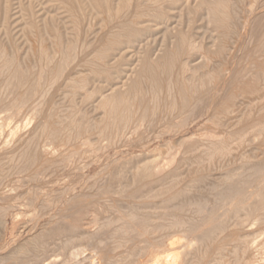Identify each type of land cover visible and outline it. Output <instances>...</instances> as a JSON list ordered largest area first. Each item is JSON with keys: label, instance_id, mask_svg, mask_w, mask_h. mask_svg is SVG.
I'll return each mask as SVG.
<instances>
[{"label": "rangeland", "instance_id": "obj_1", "mask_svg": "<svg viewBox=\"0 0 264 264\" xmlns=\"http://www.w3.org/2000/svg\"><path fill=\"white\" fill-rule=\"evenodd\" d=\"M126 2H127V4H125ZM124 4L126 5V8H125L126 11H125L124 6H123ZM129 4L132 5L131 7H129L130 10H132V11H130L129 8H127L128 6H130ZM122 7H123V9H121ZM137 7L141 11H138ZM118 9L120 10V12L122 11L121 12L122 14L119 12ZM127 9H128V11H127ZM135 9H136V11H135ZM262 11L264 12V0H0V52L1 53H2V51H4V53L7 56L9 55V59H11V60L14 57L15 59H13V62L18 63L17 65L20 64V66L23 68H25V67L27 68V67H29V65H33L34 62H36V60L39 59L38 56H40V55H38V54H40L42 52V50L44 51V54H46V57L44 56V58H42L40 56L41 60H39V62L43 61V59L46 58L45 61L48 60V62L52 63V64L50 63L51 68L53 66H56L58 64V62L62 60V55H64V60H66V61L68 60L67 61L68 63L70 62L68 64V66L70 65V67L67 66V68L69 69V72H68V69H66L64 75H62V73H60V72L57 73V74H61L62 77L60 75L58 76L59 78L61 77V80H59V78H57V77H53L51 79V81L54 78H56V79L52 82L50 81L51 84L50 83L48 84V85H51L49 87V89L50 88H53V89H50L52 92H49L50 90L48 91L46 89V93H48V92L50 93L47 96L48 101H47L46 97L44 98V100H46V107H42V108H38V107L36 108L35 107L34 108L33 106H29V104H28V106L24 107V109H23V107H22V109L16 108V109H18V111L15 108H13L10 110V112L6 111V112H3L4 114L0 113V117H1L0 123H3L2 121H4V123L7 124V127L9 126L8 129H9V131L11 130L10 133H12L14 131V134L12 133L13 135L9 133V134H4V136L2 135L3 136L2 138L0 137V139H1L0 140V188H2V189H0V191L2 192V194H0L1 195L0 196V202H1L2 198L6 197L8 199L7 200L5 198L2 200V202L5 200L4 203H2V202L0 203V210H1L0 211V218L3 217V219H4V220L1 219V221H0V227H1L0 228V240H1L0 241V257H1L0 261L3 264H16L18 259H19L18 256H20L22 254L20 247H21V245H23V243L25 241H30V239L33 238L34 235L37 236L40 234L39 237H42V236H44L43 232H45V231H46V233H51L50 230L53 228V226H57V227L59 226L57 223L64 225L68 221L69 222H72L74 220L80 221V219H79L81 217L80 214H82V217H83V218H81L80 223H82L83 226L85 225L84 228L89 230V231H87V233L93 234L99 228L98 229L99 232H97L99 234V233H102V232H100V230H101L100 229L101 225H99L100 222H98L97 219H96V221L91 220L92 221L91 222L89 219L95 220L96 216L98 214L100 215L102 213V215L100 216L101 217L100 221L102 220L100 224H102V222H103V224H104V222L106 223L107 222L106 219L108 218L107 220H110L109 219L110 216L112 217V214H109L110 211H106L108 207L111 209L112 206L115 207V205H116V207H119V209L121 211H123V210H125V207H127V209H129L128 207H130L131 205H136V204L141 205L143 203L142 206L143 205H146V206L149 205L150 206L151 205L150 203L153 202L152 204H154V205H152L151 208L157 209L156 207L161 203V201H164V200H162L164 197L165 198L166 197L167 198L168 197L169 198L174 197L179 193V192H177V190L181 191L180 188L177 189V187H176L175 188L176 192H177V194H176L175 190L173 189L174 191H172V189L169 185V187L172 191L171 192L170 190H168L169 187L167 188V186H166L168 184H164V183H170L171 184L172 182H174V181L177 182V180L181 179L182 183H184L182 185L186 186L187 183L188 182L190 183V181L193 178L195 180L198 178L201 179V177H203V176H207L206 179L204 177L205 180L202 179L204 181V183L201 186V188L206 187V188H208V189L210 188L214 191V189L219 188V187H217V185H218V183H220V181L223 183L226 182L225 185L229 184L227 176L231 175V173L233 174L232 176H234L236 174L237 175L242 174V173H244V171H249V173H250V171L253 168L258 169L260 167H262V168L258 169V171H261L263 173L262 176L264 178V167H263L264 165H262L260 167L257 165L258 162H260L264 159V156H263L264 154H261V153H263L262 150H264V146H260L262 149L256 145H255L256 147L253 145L254 148L253 147H250V149L247 148V150H245L246 152L244 151V153H243L245 158L236 156L234 152H233L234 153L233 155L229 156L230 151H228V155H227L228 157L225 159V161H227V163L225 162V164H223L224 161H222L220 163L221 166H219L222 171L218 168V169H215V172H212V171H214V169L211 168V170H210L209 166H208V168L206 167L207 163L206 162H205V164L203 163L205 161L204 158H202V160L201 159L198 160L196 163L193 162V159L195 158L197 153H199V151L204 152L207 150L206 148H208V144H210V146L213 148V149L208 148V150H207L208 152H211L216 148L222 149L225 151L232 148V147L228 146L229 149H227V146L224 144L225 143L224 141H226V139L228 138L227 135L226 136L223 135V133L226 134L224 132L225 128L226 127L229 128V126H230V129L232 128L233 130L234 129L235 130H242L241 125L243 124V122L240 121V119L242 120V118L246 114L248 115L249 111H250L249 114L250 113L252 114L254 112L253 115H255V117L260 116V115H264V102L262 104H260L259 106H257L256 101L250 99L251 101L254 102V103L252 102V104H254V105L251 106L254 109L252 110V108H250L248 110V107L250 105H252L250 103L251 101L249 102V100H247V99L245 100V98L243 97V94L241 93L240 90L235 91L236 89L241 88L240 86L242 84H244L243 83L244 78H245V80L248 79V78L246 79V77L242 76L241 74L249 77L248 75L252 73L251 77H250L251 79L253 78L252 75L254 74L253 76H254V78H257V80L252 79L251 81H255V82H251V81H249L250 79H248L247 81L251 82V84L256 83L255 85H257L259 87L262 86L264 88V68H262V67H264V65H262V64H264V60H263L264 59V45H263V43H264V29H263L264 28V23H263L264 22V13ZM124 13H126V14H124ZM133 17L135 18V20ZM260 17L263 21L260 19ZM115 19H116V21H115ZM117 19H119V20H117ZM255 20L256 21L258 20V21L256 22ZM253 21H254V23H253ZM118 23L121 26H119ZM254 24H256L257 26L259 24L260 25L263 24L262 27H260V25L258 26V27L262 28L263 30L262 29H261V31L258 30L259 28L256 27ZM251 25H253V26H251ZM108 28H109V30H108ZM252 28L253 29L255 28V30L257 28L258 33L255 30H253ZM120 29H121V31H120ZM112 30H114V31H112ZM259 33H261L263 35H261ZM106 34H107V36H106ZM251 34L255 35V37ZM251 36L253 39H251ZM181 37H183V38H181ZM33 38H35V39H33ZM182 40H183V42H181ZM253 41H255V42H253ZM184 42H187V44H185ZM111 43H114V44H111ZM183 43H184V46H183ZM34 45H36V46H34ZM186 45H187V47L190 46V50L191 49L192 50L189 51V48H187ZM75 46L77 49L75 48ZM180 46H181V48H180ZM80 47L82 49H80ZM183 47L185 48V50ZM73 48H75L74 50H76V51L79 50V51H77V54L73 50L69 52V50L73 49ZM103 49H105V51ZM107 49H108V51H107ZM98 50H100L101 53H100V51L98 52ZM81 51L82 52L84 51L83 54ZM103 51L105 53H102ZM67 52L70 54L69 55L70 58L66 55V54H68ZM72 52H74L75 54ZM177 52L179 55L177 54ZM30 53H32V54H30ZM71 53L74 55H72ZM93 53L95 56H97V54H99V56L102 58L101 59L99 56H98L99 58L97 57L98 59H97L96 64H99L98 67L102 66L101 68L100 67L98 68V71L95 70L97 67L93 66L92 64H90L88 62L90 59H92V56H94ZM101 54H103V56H101ZM65 55L67 57L66 59H65ZM80 55H82V56H80ZM71 56H72V58H71ZM73 56H75V58L77 57L78 59L73 60L74 59ZM80 57H81L82 61H81ZM89 57H91V58H89ZM177 57H179V58H177ZM55 58H57V59H55ZM49 59H50V61H49ZM100 59L103 63L101 61H100L101 63L99 62ZM78 60H79V62H78ZM175 60H177V61L175 62ZM172 61L175 63L171 64ZM75 62L76 63L78 62V63L76 64ZM83 62H86L85 64H87V62H88L89 64H87L85 66V64ZM256 62H257V64H256ZM79 63H80V65H79ZM81 63H82V66H81ZM238 63L242 66H240ZM72 65L73 66L78 65V66L71 67ZM90 65L93 66V67H91L93 69H90ZM171 65H173L175 71L174 70H168V69L173 68ZM260 66H262V67H260ZM158 67L161 70H159ZM167 67H169L167 69V72H168V74H171V75H167V73L166 74L163 73ZM175 67H176V69H175ZM180 67H182L181 70H183V71L180 70ZM53 68L58 69L59 67L57 65V67H53ZM53 68H52V70H53ZM218 68H220V69H218ZM150 69L151 70L153 69V71L154 70L157 71L158 72L157 74L160 73V75H161L160 79L162 80L161 83H163L166 87H168V85L174 86L173 83H176V85L178 87L176 85H175V87L179 88L180 90L186 89V88L182 89L183 85H181L182 86L181 87L180 84H183V83L187 84V82L189 85H191V84L195 85L196 82H197L196 84H198L199 75L201 77L203 75H206L209 72H210V74H211V72L212 73L213 72L219 73V72H217L218 70H221L220 72H222V70H223L224 73L227 72L226 73V77H227L226 80L229 82V85L230 84L231 85L228 88L229 92L226 91L221 96L224 98H226V97L230 98L229 96L233 94V96L235 97L234 99L232 98L233 110L231 109V111L235 110L234 113H236L238 111V109H239V111L236 113V115H234L237 117V118L236 117L234 118L235 121H233V120L232 121L235 122L234 124H236L237 126H239V124H240L239 122H242V124L240 125L241 128L237 129V126L234 127L235 125L231 122L227 124V121L224 119H223V121L221 120V122L218 123V124H220V126L223 125V127H220V128L218 126L216 127V125L212 124V122L208 121L207 117L204 115H201L202 117L198 116L200 119L197 117V115H196V117L193 116L194 114L191 115L192 114L191 110L185 114V119L187 118L186 120L184 118H182L183 117L182 116L181 117L182 120H181V118L177 117L174 120L171 118L172 121L167 120L168 118L166 119L167 121H165L164 120L165 117L163 118V115L160 114L162 111L161 109H160V111L157 110L159 112H156V111L153 112L154 114H158L157 115L158 117L160 116L159 118H157V116L155 117L154 114H152V113L150 114L149 111L147 112V110H145V109H147V106H146V108H143L146 112L143 111V109L141 110V112L143 113V115H142L143 117H144L145 113L150 114V116L147 115L148 118L145 115V117L147 118L145 126L146 127L151 126V127H150V130H149V128H146V127L145 128L152 132V130H154L153 127L155 125L152 126V124H150V123L152 122L154 124V122H155V124H157L158 121H160V122L162 121V120H160L162 117L164 122H167V123L170 122V124L172 125V123L175 121L174 123L176 125H178V127L175 126V127H177V129L174 128V131H177L174 133L175 136H174V134L170 135L167 133H162L161 135L159 134V137L154 138V140H153V138H151V140H150L151 142H146V139H150V137L148 138V136H145V137L140 136L141 139L140 140L138 139V141L134 140V139L138 138L137 136H136V138H134V136H131V137H129L130 139L133 137L131 140H129V138H128L129 141L127 140L126 142L125 141L120 142V141H117V139H115V138H114V140L111 138L112 139V141H111L109 136L104 132L105 135L108 136V138H109V140H108L107 136L105 137L103 132H100L102 130V128L104 127V126L101 127V124L105 125L104 123L107 121L106 119H108L107 118L108 116L106 115V113L108 111L106 109V105H105L106 102L105 101H107L108 98L109 99L110 98H112V99L117 98V100L120 101V99L123 98L122 96H125V95H126L125 98H127V96H129V98H130V96H132L131 93L133 91L136 92V91L142 90L143 92H146L147 89L149 91V89H150L149 86H151V84L148 85L150 83L149 80L151 81V78H150L151 74L150 73L153 72ZM92 70L96 74L92 73ZM66 71H67V73H66ZM169 71H171V73ZM176 71H178V72H176ZM239 71H242V72H240L238 74ZM53 72H56V71H53ZM77 72H79V73H77ZM173 72H175V73H173ZM204 72H206V74ZM177 73H178L179 77L177 75H174ZM228 73H229V75H228ZM146 74L148 77L146 76ZM193 74H194V77H193ZM55 76H56V74H55ZM63 76H65V78ZM69 76L71 77V79ZM230 76L232 79L230 78ZM145 77L148 79H145ZM168 77H170V78L172 77V78L170 79ZM195 77H198V78H195ZM165 78L167 80H165ZM180 78L183 79V81L181 80V82H179ZM62 79H63V81H62ZM172 79H173V81H172ZM67 80H69V82ZM143 80H145V82H143ZM193 80L194 81L197 80V81L194 82ZM258 80H259V83L257 82ZM247 81H245V84L247 83ZM171 82H173V83H171ZM234 82H237V83L234 84ZM52 83L54 86H52ZM146 83H147V85H146ZM215 83L218 84V82H215ZM239 83L241 85H239ZM248 83H247V85H248ZM56 84H58V86ZM237 84H238V88H236ZM245 84L242 85V87L243 86L246 87ZM251 84H249V86ZM48 85H47V87H48ZM255 85H253V86L256 87ZM215 86H216V84H215ZM138 87L140 88V90H138ZM262 87H260V88L263 89ZM132 88H134V89H132ZM145 88H146V91H145ZM135 92L133 94H135ZM129 93H130V95H129ZM226 93H227V95H226ZM236 93L239 95L236 96L237 95ZM222 97H220L221 100L218 99V102H221V101H222V103L224 102V99L222 100ZM102 101L104 104L102 103ZM25 105H27V104H25ZM59 105L60 106L62 105V106L60 107ZM235 105H236V107H235ZM255 106H257V107H255ZM28 107L29 108L33 107L34 110H32L30 108V111H29L27 109ZM44 108H47V109H44ZM39 109H40V111H42L41 113H40ZM122 109H124V108L122 107ZM44 110H47L48 113ZM121 110H118V111H121ZM256 110L260 111L259 112L260 115L257 113ZM55 111H57V112H55ZM141 112H139L140 113L139 115H141ZM137 113H135V115H138ZM28 114H29V116H28ZM52 114H54L55 116L51 117ZM243 114H244V116H242ZM73 115H75V116L73 117ZM139 115L136 116V118L140 117ZM47 116H48V119H46ZM49 117L51 119L53 117H55L56 119L53 118L52 120H54V121H52ZM70 117L74 119L72 121L74 123H76V125H77V131H75V133L77 135L75 133L73 135H70V136H73L72 138L68 135L67 136H61V139H59L60 137H58V138L53 137L52 138V136H50L52 138V139L50 138L52 140V142H51L52 145L49 144L50 139H47L49 136L46 134H42L43 129L39 130V128L40 127H42V128L48 127L46 124L47 122L50 126L55 125V126H53L55 128H58L62 124L67 125L68 123H66V122H71V119H69V121H68V118H70ZM145 117L143 119H146ZM34 118H36V119H34ZM155 118H156V120H153ZM137 119H139V118H137ZM40 120H41V123H39ZM44 120L47 122L45 123ZM49 120H51V121H49ZM140 120L143 123L145 122L142 120L141 117H140ZM251 120H253V118ZM30 122H32V123L30 124ZM182 122H184V123H182ZM147 123L150 126L149 125L147 126ZM186 124H188V125L186 126ZM213 125H215V126H213ZM12 127H13V129H15V127H18V129L16 128L17 132L15 130H13ZM81 128H82L83 132L81 131ZM222 128H224V130ZM52 129L53 128H50V131ZM53 130H56V129H53ZM148 130H146V132H148V134H149ZM37 131H39V132H37ZM220 131L223 133H221ZM228 131H231V130L228 129ZM79 132L81 133L80 135H78ZM50 133H48V134L50 135ZM35 134H36V136H35ZM41 135H42V137H43V135H45L43 137V139L41 138ZM13 136H15V137H13ZM74 137H76L77 139ZM225 137H227V138H225ZM8 138L9 139L11 138V139L8 140ZM36 138H38L40 141L41 140L42 141L40 142L38 139L36 140ZM44 138H45V140H44ZM199 138H201V139H199ZM2 139H4V140H2ZM46 139L49 141H47ZM75 139H76V141H75ZM31 140L33 142L37 141L38 146H37V144H35L37 147L35 145L33 146ZM77 140H78V142H77ZM221 140H224V141L222 142ZM59 141H60V144H59ZM72 141H74V143H76V144L72 143ZM147 141H149V140H147ZM233 141H235V140H233ZM118 142H119V144H118ZM217 142H219V143H217ZM1 143H2V145H1ZM40 143L42 144V146H40L41 145ZM62 143L65 146L67 144H69V145L65 147L64 145L63 146L61 145ZM111 143H114L113 145H115V143L118 145L113 146ZM120 143H122V145H123V143H125V145L122 146ZM170 143H171V145H169ZM183 143H184V145H183ZM28 144L30 146H28ZM179 144H181L182 146ZM215 144L218 147H215ZM227 144H229V143H227ZM230 144H231V142H230ZM45 145L46 146L48 145L47 147L51 146L50 147L51 149L49 148V150H48V148ZM201 145H202V147H201ZM185 146L188 147V149L185 148ZM230 146H233V144ZM28 147H29V149H28ZM196 147H197V149H196ZM258 147L260 149H258ZM37 148H40V149H37ZM45 148H47V149H45ZM61 148H63V149H61ZM69 149H71V150H69ZM62 150H63V152H62ZM104 151H105V153H103ZM194 151L197 153H195ZM253 151L256 154H254ZM260 151H261V153H260ZM11 152H13V153H11ZM64 152H66V153L63 156ZM206 152H204V153H206ZM25 153H26V156H25ZM61 154L63 157L60 158L59 156H61ZM68 155H70L72 157H70ZM2 156H4V157H2ZM24 156L28 159L24 158ZM27 156H29V157H27ZM30 156L33 158V160L29 159V158H31ZM95 156H97L98 158ZM126 157H128V158H126ZM37 158H38V161L41 160L40 163H38V161L35 160ZM64 158L66 160H63V162H62V159H64ZM248 158H251V160ZM258 158H260V159H258ZM24 159L26 161H23ZM67 159L70 160L69 161L70 163L68 162ZM155 159H156V161H155ZM19 160H21V161H19ZM28 160H29V162H27ZM82 160H83V162H82ZM238 160H239V162H238ZM45 162H48V163H45ZM67 162H68L69 166L68 165L64 166L65 165L64 163H67ZM148 162L150 164H148ZM32 163L33 164L35 163L36 165L34 164V166H32L33 165ZM17 164L19 166H16ZM24 164H25V166H24ZM26 164H28V165H26ZM71 164L73 165L72 166L73 169L69 171L71 173V174H69V172L66 170H68L67 168H69V169L72 168L70 166ZM222 164H223V166H222ZM143 165L147 166L146 168L149 169L148 170L150 173L149 176H151V177H150V179L147 177L148 180L146 178H144V179H142V183L138 182L137 184H135L136 182L132 181L133 179H135L134 175L138 171H140L142 168H145V166H143ZM179 165H180V167H179ZM224 165H225V167H224ZM11 166H13V167H11ZM29 166H30L29 170H31L32 167H34L35 173L32 170H31V172H33V173L29 172V170L26 168ZM39 166H41V167H39ZM42 166H48L49 168L48 167H42ZM54 166H55V168H54ZM56 166H58L59 168ZM77 166L79 168H77ZM255 166H257V167H255ZM23 167H24V172H26V170L28 171L27 173H24V175L22 174L23 173ZM62 167L64 170L62 169ZM247 167H249L251 169L249 170V168H247ZM176 168H178V169H176ZM5 169H6V171H4ZM15 169H17V170H15ZM20 169H22V170H20ZM54 169L58 172L60 171L59 173L62 175L63 179L61 180L60 183L58 182L60 185L56 182H51L52 176H55V175H53L55 172ZM150 169H151V171H150ZM174 169H176V171ZM136 170H137V172H136ZM236 170H237V173H236ZM241 170L242 171L244 170V171L241 172ZM17 171H20V172H18L19 175H18ZM21 171H22V173H21ZM50 171H51L52 175L50 173H49L50 175L47 173ZM52 171H54V172L52 173ZM258 171H257V175L259 173ZM44 172H45V174H44ZM62 172H63L64 176H63ZM185 172H186V174H185ZM187 172H188V174H187ZM192 172H194V174H193L194 176L191 175ZM261 172L259 173L260 175L262 174ZM28 173H29V175H28ZM30 173L32 175H34V174L35 175L32 176ZM173 173H175V175H173ZM255 173L256 172H254V174H253V172H252L251 174L255 175ZM21 174L23 175V177ZM179 174H180V176H179ZM182 174H184L185 177ZM36 175H38V176H36ZM45 175H47V177H49V176H51V177L47 178ZM69 175H70V177H69ZM115 175H116V177H115ZM152 175H155V177ZM210 175H211V177H210ZM260 175L257 176V179H256L257 181L254 179L255 181L253 183L249 184L250 188H247V191H250V189L252 191L253 187L256 188V186H262V187L264 186V183L259 181V178H260V180L262 178V176H260ZM8 176H10V177H8ZM28 176H31L33 178V180L31 178L32 181H30L29 180L30 177L28 178ZM39 176H41V177H39ZM42 176H44V178ZM161 176H163V177H161ZM214 177L215 178L217 177L218 179H214ZM40 178L42 179V181H40L41 180ZM111 178H115V179L112 180ZM164 178L166 179L167 182L165 181ZM207 178H210L211 180L213 179L212 182L209 179L210 181L208 183ZM254 178H256V177H254ZM35 179H37V181H34ZM43 179L47 180L48 182L44 181ZM54 179L55 178L53 177V181H54ZM224 179H226L225 182H224ZM28 180H29V182H28ZM64 180H66V181H64ZM110 180H112V181H110ZM114 180H115V182H114ZM116 180L118 183L116 182ZM160 180H161V182H160ZM194 180H192V181H194ZM214 180H216V181L214 182ZM38 181H40V182H38ZM163 181H164V183H163ZM181 181L179 183H181ZM183 181H185V182H183ZM262 181L264 182L263 179H262ZM45 182L47 184L49 183L48 186H47V184H45ZM5 183H6V185H5ZM19 183H20V185H19ZM28 183H30V184H28ZM131 183H132V185H131ZM7 184H9V185H7ZM50 184L51 185L53 184V185L50 187ZM213 184H215V185H213ZM10 185L12 186L11 188H10ZM44 185H46V186H44ZM125 185L128 189L130 187L129 190H131V191H129L125 187ZM128 185H129V187H128ZM134 185H136L137 187H134ZM180 185H178V186L182 187V189H183V186L182 185L180 186ZM249 185H248V187H249ZM7 186H9L10 189ZM189 186H192V184L190 183ZM113 187H114V189L112 190L111 188H113ZM148 187H150L151 189L149 188L150 190L147 191ZM77 188H79V189H77ZM123 188L124 189L126 188V189L124 190ZM155 188H157V190L160 192L163 189L165 190L167 188V191H170L172 194L169 193L170 195L169 194L167 195V192H165L166 195L164 194V197L162 196L161 198H158L161 195H163V193L160 196L153 193L154 195H151V197H153V196L155 197V195H157L158 197L157 196L155 197L157 199L149 197L150 200H148L149 199L148 196H150V195H148V194H150L149 191L150 192L155 191V193H156L157 190H155ZM122 189H123V191H122ZM142 189H143V191L148 192V193H146L148 196L144 195L145 192H143ZM5 191H8V192L6 193ZM111 191H113V192H111ZM138 192L139 193L141 192V194H139V196L137 194ZM134 193H136L137 195L136 194L134 195ZM125 194H127V195H125ZM142 194L144 197L148 198L147 199L148 201L146 200V198L141 196ZM75 195L77 197H75ZM108 195L112 196V198ZM128 195L129 196L133 195V197L132 196L129 197ZM9 196H11L12 198ZM34 196H36V197H34ZM78 196H80V197H78ZM84 196H86V199H85L86 202H84V200H83ZM87 196H88V199H87ZM140 196L144 199H140L138 201V199L141 198ZM252 197L255 199V195H253ZM252 197H250V199H248L245 204L252 203L253 202V201L251 202ZM46 198H48V199H46ZM77 198L78 199L82 198L80 200L83 201V203H85V204H83V207H81L82 203H80L81 201L78 200ZM98 198H100V199H98ZM107 198L110 200H108ZM124 198L128 199V200H124ZM111 199L113 202L111 201ZM224 199L225 198H223V201L221 200L222 202L220 201L221 203L218 202L219 200L217 202L214 201L212 203H209L211 206L209 204L202 205L201 207H203V208L201 209V212H202L203 217L206 218L207 215H209V214L211 215V213H213V211H214L218 215L216 213H214V214H216L217 219H216V216L214 214H213L212 220L210 219V221H212L213 224H217L218 222L225 220L224 217L227 219H230V218L232 219L233 217H231V214L230 215L228 214L229 211H226V210L229 208V205L231 207L232 204L235 203L236 199L233 200L234 202L231 201V199H229V200L227 199V203H225L226 207H224V202L226 201V199H225V201H224ZM75 200H76V202H75ZM78 201H80V202H78ZM108 201H109V203H108ZM128 201H131V203H129ZM145 201L148 202L147 203L148 205L145 204L146 203ZM65 202H67V203H65ZM132 202L133 203L136 202V203L133 204ZM64 203L66 204L65 206H64ZM120 203H121V205H120ZM218 203H219V206H216V204L218 205ZM69 204H70V207H69ZM76 204L77 205L79 204V205L77 206ZM89 204L94 205V207L92 205L88 206ZM155 205H157V206L155 207ZM61 206H63V207L60 208ZM163 206L169 207V204L163 205ZM159 207L160 206H158V208ZM4 208H6V209H4ZM101 208H103L102 210L103 211L105 210V211L104 212L100 211L99 209H101ZM60 209H63V210H60ZM110 209H108V210H110ZM219 209L222 211V214L220 213L221 211ZM224 209H226L225 214L223 212ZM79 210L80 211L82 210V213ZM85 210H87L88 212ZM96 210L98 211V213ZM207 210L208 211L211 210V211L208 213ZM59 212H61V214H59ZM74 212H75V214H74ZM84 212L87 213V215L84 214ZM89 212H91L93 215ZM106 212H107V214H106ZM62 213H64V214H62ZM76 213H78V214H76ZM70 214L73 216L70 217ZM83 214H84V216H83ZM204 214L206 215V217ZM228 215L230 218L228 217ZM58 216H62V217H58ZM66 216H68L67 217L68 219L67 220L63 219V221H61V219L66 218ZM42 217H44V218H42ZM54 217H56L58 220ZM211 217L212 216H210V218ZM17 218H20V219H17ZM76 218L79 220H77ZM30 219L33 221H31ZM52 219H54V220H52ZM240 219H242V218H240ZM240 219H237V218L234 219L233 218L232 219L233 221L230 220L231 222H228L229 220H227L228 224H230V225L228 227H226L228 225V224H226V226L221 229L222 231H221L220 235L222 238L219 236L218 237L220 239H222V241H223V238H225V237H223V236H225V233L227 236L228 234L233 232L234 228L239 227L238 224L241 222ZM214 221H216V223H214ZM63 222H64V224H63ZM69 222H68V224H69ZM94 222H97V223H94ZM92 223H94L96 225H94ZM88 224L89 225L91 224V225L89 226ZM87 225L90 229L87 227ZM248 225L249 226L251 225L252 228H250ZM248 225L241 228L242 231L241 230L238 231L239 235L241 237L239 235L238 236L240 238H245L246 240L249 238V236L251 234V236H250L251 238H249L250 240L248 239V241L250 243L249 244L247 243L248 246L246 245L245 246L246 248L244 246H242V244L237 243L234 239L230 240L231 242H229V239L225 240L223 242L225 244L224 245L222 243V241H220V239L217 238V240L216 239L211 240V244H215L216 241L217 242L219 241L218 244L221 242L220 246L224 247V248L222 247L223 248V250H221L222 253H220V255L218 257H216L214 255V253L211 252L212 253L211 254L208 251L207 243H202V244L199 243L198 244V242H196V241H194V243H193V241H190L191 242L190 245H189V243H190L189 242L185 248L183 247L181 249H186V250L188 249L189 255L193 250L198 249V250H196L199 253L198 256L200 255L202 258L206 257V260L205 259L203 260L204 264H207V262L209 264H224V262H225V264L227 262L229 264H234V262H235V264H243V263L246 264L248 261H249V263H247V264H252V263L253 264H259V263L263 264L264 261H262V263H261L260 257H262V259L264 260V256H263L264 251H262L264 248L263 247L261 248L260 244H261V246L262 245L264 246V244H262L264 241V233H263V237H262V233H261V232H264V230H262L259 225L257 226V221H255V220L250 222V224H248ZM252 225L257 226L258 228L253 227ZM231 226L232 227L234 226V227L231 228ZM50 227H52V228H50ZM229 228H231V230H229ZM47 229L49 232H47ZM91 230L93 232H91ZM4 232H5V234H4ZM41 232L43 233V235L41 234ZM250 232H252V233H250ZM255 232H257V233H255ZM258 232H260V233H258ZM75 233H76V235H75L76 237H79L82 234V232H80V231L74 232V234ZM253 233H255L257 236ZM96 234H93V235H95V236H93V238L98 237V239H99V237L103 236V234H102V236H99ZM258 234L261 237L257 238ZM177 235L178 234L176 233V236ZM252 235L255 236L256 238L253 237ZM179 236L180 237H178V236L177 237L182 239V241L179 240V241H181V242H179V243H181V244H179V246L184 244L185 242H187V240H189L188 239L189 237H186L185 235L181 234ZM181 236H185V237L182 238ZM109 237H110V235H109ZM106 238L108 239V237H106ZM106 238L102 237L100 239H104L102 242H104L106 244V242H107ZM27 239H29V240H27ZM100 239L98 241L101 243ZM110 239L111 238H109V241H111L114 238H112L111 240ZM260 240H261V242H259ZM96 241H97V238H96ZM232 241H234L235 243ZM251 241H252V243H251ZM108 242H107V244H108ZM195 242L197 245L195 244ZM228 242H229V244H228ZM257 242L260 244H258ZM16 243H17V245H16ZM48 243H51V242H49V239H48ZM76 243L70 244L69 247L71 249L68 247L67 248L68 250L64 249V251L62 248H59V249L55 248V249H53V252H52V248L50 246L49 249L50 248L51 249L48 251L49 261H45L42 264H46V263L48 264V262H50V259H51V261H55V264H60V263L62 264L64 261L67 260V258H65L67 256V253H68L67 251L70 252V250L74 251L75 249L79 248L78 247L79 244H76ZM107 244L105 246H107ZM111 244L112 243L109 242V245H111ZM237 244H239V245H237ZM200 245H202V247ZM208 245H210V240L208 241ZM232 246H234V248ZM107 247H109V246H107ZM200 247H201V249H200ZM238 247L240 248V250ZM11 249H13V250H11ZM233 249H235V250H233ZM10 250L12 253L10 252ZM18 252H19V254L20 253L21 254L19 255ZM50 252H52L54 255ZM60 252L61 253L66 252V254L63 255ZM86 252H85V254H82L83 256L81 255V256L77 257V258H79V260L75 259L72 262H70V264H73V262H74V264H86L85 263L86 262L85 259H87L86 256L90 255L91 251H86ZM16 253L18 255H16ZM246 253H247V255H246ZM14 254L16 255V257ZM233 255H235V256H233ZM52 256L54 257V259H52L53 258ZM224 256H226V257L223 258ZM242 256H243V258H245L244 256H246V258L244 259L246 262L244 260L242 262V259H243V258H241ZM189 257L190 256L187 257L188 258V264H194L195 261H192V253H191V257L190 258ZM214 257H215V259H214ZM221 257H222V259H221ZM55 258H57V259H55ZM227 259H229V260H227ZM4 260H6V261L4 262ZM56 260H57V262H56ZM189 261H190V263H189ZM39 264H41V263H39Z\"/></svg>", "mask_w": 264, "mask_h": 264}, {"label": "bare ground", "instance_id": "obj_2", "mask_svg": "<svg viewBox=\"0 0 264 264\" xmlns=\"http://www.w3.org/2000/svg\"><path fill=\"white\" fill-rule=\"evenodd\" d=\"M130 2V1H129ZM125 4H127V2L125 3ZM123 5L124 6V9L126 8V5ZM131 4V3H130ZM129 4V5H130ZM136 5V4H135ZM132 5H130V6H128L127 8H129V7H131ZM133 8V7H132ZM138 8V7H137ZM142 8V7H141ZM223 8V7H222ZM121 9H123V7L121 8ZM119 10V9H118ZM117 10V11H118ZM129 10H130V8H129ZM125 11H126V9H125ZM127 11H128V9H127ZM130 11H132V10H130ZM135 11H136V9H135ZM138 11H141V10H139V8H138ZM119 12H120V10H119ZM122 12V11H121ZM120 12V13H121ZM263 12V11H262ZM127 13V12H126ZM126 13H124V14H126ZM217 13V12H216ZM226 13V12H225ZM264 13V12H263ZM112 14V13H111ZM122 14V13H121ZM114 15V14H113ZM129 15V14H128ZM125 16V15H124ZM225 16V15H224ZM108 17V16H107ZM127 17V16H126ZM257 17V16H256ZM113 18V17H112ZM111 18V19H112ZM124 18V17H123ZM134 18V17H133ZM121 19V18H120ZM259 19V18H258ZM260 19H261V17H260ZM259 19V20H260ZM117 20H119V19H117ZM122 20V19H121ZM133 20V19H132ZM134 20H135V18H134ZM262 20V19H261ZM115 21H116V19H115ZM256 21V20H255ZM258 21V20H257ZM256 21V22H257ZM263 21V20H262ZM112 22V21H111ZM246 23V22H245ZM253 23H254V21H253ZM264 23V22H263ZM112 24V23H111ZM118 25H119V23H118ZM256 27H258L256 24H254ZM263 25V24H262ZM262 25H260V27H262ZM108 26V25H107ZM116 26V25H115ZM119 26H121V25H119ZM118 26V27H119ZM251 26H253V25H251ZM105 27V26H104ZM113 27V26H112ZM260 27H258L259 29L258 30H260L261 31V29L262 28H260ZM126 28V27H125ZM253 29V28H252ZM264 29V28H263ZM262 29V30H263ZM108 30H109V28H108ZM107 30V31H108ZM253 30H255V28L253 29ZM112 31H114V30H112ZM120 31H121V29H120ZM252 31V30H251ZM256 32H257V28H256V30H255ZM102 32V31H101ZM255 32V33H256ZM110 33V32H109ZM121 33V32H120ZM253 33V32H252ZM258 33V32H257ZM263 33V32H262ZM117 34V33H116ZM182 34V33H181ZM259 34H261V33H259ZM102 35V34H101ZM118 35V34H117ZM251 35H253V34H251ZM261 35H263V34H261ZM106 36H107V34H106ZM113 36V35H112ZM115 36V35H114ZM119 36V35H118ZM254 37H255V35H253ZM260 36V35H259ZM110 37V36H109ZM116 37V36H115ZM184 37V36H183ZM183 37H181V38H183ZM121 38V37H120ZM33 39H35V38H33ZM113 39V38H112ZM185 39V38H184ZM251 39H253L252 38V36H251ZM262 39V38H261ZM260 39V40H261ZM99 40V39H98ZM97 40V41H98ZM101 40V39H100ZM105 40V39H104ZM103 40V41H104ZM180 40V39H179ZM106 41V40H105ZM104 41V42H105ZM110 41V40H109ZM99 42V41H98ZM108 42V41H107ZM112 42V41H111ZM114 42V41H113ZM116 42V41H115ZM181 42H183V40L181 41ZM180 42V43H181ZM253 42H255V41H253ZM34 43V42H33ZM103 43V42H102ZM101 43V44H102ZM110 43V42H109ZM179 43V44H180ZM185 44H187V42H184ZM184 43H183V46H184ZM250 43V42H249ZM35 44V43H34ZM98 44V43H97ZM105 44V43H104ZM111 44H114V43H111ZM110 44V45H111ZM191 44V43H190ZM31 45V44H30ZM92 45V44H91ZM108 45V44H107ZM181 45V44H180ZM262 45V44H261ZM263 45H264V43H263ZM34 46H36V45H34ZM33 46V47H34ZM89 47V46H88ZM186 47H187V45H186ZM75 48H76V46H75ZM75 48H73V49H70L69 50V52L70 51H74V52H76V54H77V51H79V50H74ZM93 48V47H92ZM106 48V47H105ZM180 48H181V46H180ZM184 48V47H183ZM187 48H189V51H191L190 50V46L189 47H187ZM193 48V47H192ZM5 49V48H4ZM30 49V48H29ZM77 49V48H76ZM80 49H82L81 47H80ZM88 49V48H87ZM95 49V48H94ZM85 50V49H84ZM102 50V49H101ZM104 51H105V49H103ZM180 50V49H179ZM184 50H185V48H184ZM94 51V50H93ZM100 50H98V52H99ZM102 52V53H105V52ZM107 51H108V49H107ZM181 51V50H180ZM10 52V51H9ZM74 52H72V53H74ZM82 52V51H81ZM84 52V51H83ZM83 52H82V54H83ZM86 52V51H85ZM96 52V51H95ZM114 52V51H113ZM40 53V52H39ZM68 53V52H67ZM71 53V54H72ZM100 53H101V51H100ZM108 53V52H107ZM182 53V52H181ZM30 54H32V53H30ZM37 54V53H36ZM66 54V53H65ZM75 54V53H74ZM74 54H72V55H74ZM80 54V53H79ZM177 54H178V52H177ZM38 55H40L42 58H44V56L46 57V54H44V51L42 50V52L40 53V54H38ZM69 58H70V54L68 53V54H66ZM66 55H65V59L67 58L66 57ZM93 55H94V53H93ZM176 55V54H175ZM179 55V54H178ZM177 55V56H178ZM40 56H38V58L39 59H37L36 60V62H34V64L33 65H29V67H25V68H23V67H21L20 66V64L19 65H17L18 63H15V62H13V59H15L14 57L12 58V60L11 59H9V55L7 56L5 53H4V51H2V53L0 52V113L1 114H4L3 112H6V111H9L10 112V110L11 109H13V108H19V109H22V107H23V109H24V107H26V106H28V104H29V106H33L34 108L36 107H38V108H42V107H46V100H44V98L46 97V99H47V101H48V98H47V96L50 94L49 92H52L50 89H53V88H50L49 89V87L51 86V85H48L49 83H50V81H51V79L53 78V77H57V78H59L58 76L60 75L61 76V74H57V73H62V75H64V73H65V70L66 69H68L67 68V66H68V64L70 63H68L66 60H64V55H62V60L61 61H59L58 62V69L57 68H53V67H57V65L56 66H53L52 68H53V70H52V68H51V62H48V60H46L45 61V59H43V61H40L39 62V60H41L40 59ZM76 56V55H75ZM75 56H73V60H77L78 58L76 57L75 58ZM78 56V55H77ZM80 56H82V55H80ZM99 56V54H97V56H92V59H90L88 62L90 63V64H92L93 66H95V67H97L95 70H97L98 71V68L100 67H98V65L99 64H96V62H97V59L100 57H98ZM101 56H103V54H101ZM86 57V56H85ZM84 57V58H85ZM98 57V58H97ZM175 57V56H174ZM37 58V57H36ZM35 58V59H36ZM71 58H72V56H71ZM89 58H91V57H89ZM101 58V57H100ZM165 58V57H164ZM177 58H179V57H177ZM48 59V58H47ZM55 59H57V58H55ZM80 59H81V57H80ZM79 59V60H80ZM102 59V58H101ZM101 59L99 60V62L101 61ZM256 59V58H255ZM262 59V58H261ZM72 60V59H71ZM70 60V61H71ZM79 60H78V62H79ZM88 60V59H87ZM168 60V59H167ZM264 60V59H263ZM49 61H50V59H49ZM52 61V60H51ZM55 61V60H54ZM81 61H82V59H81ZM107 61V60H106ZM169 61V60H168ZM174 61V60H173ZM172 61V63L171 64H174L177 60H175V62H173ZM260 61V60H259ZM53 62V61H52ZM77 62V63H78ZM87 62V64H89ZM98 62V63H99ZM102 62V61H101ZM100 62V63H101ZM105 62V61H104ZM149 62V61H148ZM147 62V63H148ZM179 62V61H178ZM255 62V61H254ZM51 63V64H50ZM73 63V62H72ZM71 63V64H72ZM76 63V62H75ZM74 63V64H75ZM76 63V64H77ZM84 64L86 63V62H83ZM103 63V62H102ZM259 63V62H258ZM32 64V63H31ZM55 64V63H54ZM87 64H85V66L87 65ZM149 64V63H148ZM224 64V63H223ZM239 64V63H238ZM256 64H257V62H256ZM79 65H80V63H79ZM97 65V66H96ZM103 65V64H102ZM166 65V64H165ZM188 65V64H187ZM240 65V64H239ZM260 65V64H259ZM258 65V66H259ZM262 65H264V64H262ZM26 66V65H25ZM76 66H78V65H76ZM76 66H71V67H76ZM81 66H82V63H81ZM84 66V65H83ZM93 66H91L90 65V69H93V68H91V67H93ZM172 67H173V65H171ZM240 66H242V65H240ZM257 66V67H258ZM68 67H70V65L68 66ZM80 67V66H79ZM89 67V66H88ZM102 67V66H101ZM100 67V68H101ZM149 67V66H148ZM151 67V66H150ZM254 67V66H253ZM256 67V66H255ZM260 67H262V66H260ZM78 68V67H77ZM169 67H167L166 68V70L163 72V73H167V75H171V74H168V72H167V69H168ZM221 68V67H220ZM220 68H218V69H220ZM259 68V67H258ZM262 68H264V67H262ZM57 69V70H56ZM73 69V68H72ZM76 69V68H75ZM103 69V68H102ZM148 69V68H147ZM158 69L159 70H161L159 67H158ZM175 69H176V67H175ZM179 69V68H178ZM182 69V67H180V70ZM184 69V68H183ZM186 69V68H185ZM227 69V68H226ZM255 69V68H254ZM260 69V68H259ZM71 70V69H70ZM74 70V69H73ZM80 70V69H79ZM146 70V69H145ZM151 70V69H150ZM168 70H174V67L172 68V69H168ZM242 70V69H241ZM251 70V69H250ZM256 70V69H255ZM53 71H56V72H53ZM58 71V72H57ZM89 71V70H88ZM151 71H153V69L151 70ZM163 71V70H162ZM175 71V70H174ZM181 71H183V70H181ZM214 71V70H213ZM221 70H218L217 72H219V73H212L211 72V74H210V72L209 73H207L206 74V72H204L206 75H203V76H201L200 77V75H199V78L198 77H195V78H198L199 80H198V84H196L197 82V80L196 81H194V82H196L195 83V85H189L188 84V82H187V84L186 83H183V84H180V86L181 85H183V87H182V89H184V88H186V89H184V90H180L179 88H176L175 87V85H176V83H173V82H171V83H173V85L174 86H169L168 85V87H166L163 83H161V79H160V73L159 74H157L158 72L157 71H153V72H151L150 74H151V76H150V78H151V81L149 80V84L148 85H150L151 84V86H149L150 87V89H149V91H148V89H147V91H146V88H145V91L146 92H143L142 90H140V88L138 87V90H140V91H133L131 94H132V96H130V98H129V96H127V98H125L126 97V95L125 96H122L123 98H121L120 99V101L119 100H117V98L116 99H112V98H108L107 99V101H105L106 103H105V105H106V109H107V113H106V115L108 116L107 118L108 119H106L105 121V125H103V124H101V127H103L102 128V130L100 131V132H103V134H104V136L106 137L107 135L109 136V138H110V140L112 141V139L114 140V138L115 139H117V141H120V142H123V141H127L128 140V138L129 137H131V136H134V138H136V136L138 137L137 139H134L135 141H138V139L140 140L141 139V137L140 136H143V137H145V136H148V138L150 137V139H146V142H151L150 140H151V138H153V140H154V138H156V137H159V134L161 135L162 133H167V134H170V135H172V134H174L175 132H177V131H174V128H176L177 129V127H178V125H176L174 122V124L172 123V125L170 124V122L169 123H167V122H164L163 121V118H164V120L165 121H167V120H171V118L174 120V119H176L177 117H179V118H181L182 116V118H184L185 119V114L188 112V111H190L191 110V115H193V116H195L196 117V115H197V117L198 116H201V115H204V116H206L207 117V120L208 121H210V122H212V124H215L216 125V127L218 126L219 128L220 127H223V125H221L220 126V124H218L219 122H221V120L223 121V119L224 120H226L227 121V124L228 123H235V122H233V121H235V117L236 116H234V115H236V113L239 111V109H238V111L236 112V113H234L235 112V110L234 111H231V109L233 110V107H232V98L234 99L235 97L233 96V94L232 95H230L229 97L230 98H224V97H222L221 95L222 94H224L226 91L227 92H229L228 91V88L230 87V85H229V82L226 80V73H224V71L222 70V72H220ZM243 71V70H242ZM242 71H239L238 72V74L240 73V72H242ZM252 71V70H251ZM250 71V72H251ZM258 71V70H257ZM68 72H69V69H68ZM91 72V71H90ZM150 72V71H149ZM170 73H171V71H169ZM176 72H178V71H176ZM216 72V71H215ZM237 72V71H236ZM66 73H67V71H66ZM72 73V72H71ZM77 73H79V72H77ZM76 73V74H77ZM92 73H94V71L92 70ZM104 73V72H103ZM173 73H175V72H173ZM254 73V72H253ZM55 74H56V76H55ZM94 74H96V73H94ZM186 74V73H185ZM198 74V73H197ZM247 74V73H246ZM252 74V73H251ZM251 74H249L248 76L249 77H247L246 75H243V74H241L242 76H245L246 77V79L248 78V79H250L249 81H251L252 79L254 80V79H256L257 80V78H254V74L252 75V79L250 78L251 77ZM126 75V74H125ZM174 75H177L178 76V73L177 74H174ZM228 75H229V73H228ZM227 75V76H228ZM237 75V74H236ZM240 75V76H241ZM66 76V75H65ZM65 76H63L64 78H65ZM83 76V75H82ZM146 76H147V74H146ZM233 76V75H232ZM62 77V76H61ZM61 77L59 78V80H61ZM67 77V76H66ZM70 77V76H69ZM75 77V76H74ZM125 77V76H124ZM148 77V76H147ZM167 77V76H166ZM174 77V76H173ZM179 77V76H178ZM193 77H194V74H193ZM235 77V76H234ZM233 77V78H234ZM79 78V77H78ZM162 78V77H161ZM168 78H170V77H168ZM172 78V77H171ZM170 78V79H171ZM176 78V77H175ZM182 78V77H181ZM180 78V81L179 82H181V80L183 81V79H181ZM229 78V77H228ZM230 78H231V76H230ZM244 78V77H243ZM56 78H54L52 81H54ZM69 79V78H68ZM70 79H71V77H70ZM69 79V80H70ZM73 79V78H72ZM145 79H148V78H146L145 77ZM232 79V78H231ZM239 79V78H238ZM247 79V80H248ZM69 80H67L68 82H69ZM103 80V79H102ZM165 80H167L166 78H165ZM169 80V79H168ZM176 80V79H175ZM186 80V79H185ZM243 80V79H242ZM247 80H245V78H244V81H243V83L245 84V81H247ZM51 81V82H52ZM62 81H63V79H62ZM72 81V80H71ZM164 81V80H163ZM172 81H173V79H172ZM178 81V80H177ZM187 81V80H186ZM192 81V80H191ZM240 81V80H239ZM249 81H247V83L249 82ZM143 82H145V80H143ZM215 82H218V84L217 83H215ZM251 82H255V81H251ZM251 82H249L248 83V85H247V83L245 84L246 85V87L245 86H243L242 87V85H244V84H240L239 83V85H241L240 87L241 88H239V89H236V88H238V84H237V86H236V90L235 91H237V90H240L241 91V93L243 94V97L245 98V100L247 99V100H249V102L251 101V100H255L256 101V104H257V106H259L260 104H262L263 102H264V88L262 87V86H260V87H262L263 89H261L259 86H257V85H255L254 83H252L253 85H255L256 87H254L252 84H251ZM258 83H259V80L257 81ZM54 83V82H53ZM53 83H52V86H54L53 85ZM56 83V82H55ZM235 83H237V82H234V84ZM257 83V84H258ZM51 84V83H50ZM194 84V83H193ZM215 84H216V86H215ZM249 84H251L250 86H249ZM47 85H48V87H47ZM57 86H58V84H56ZM124 85V84H123ZM146 85H147V83H146ZM77 86V85H76ZM140 86V85H139ZM177 86V85H176ZM234 86V85H233ZM178 87V86H177ZM258 87V88H257ZM63 88V87H62ZM61 88V89H62ZM143 88V87H142ZM46 89L49 91H47L48 93H46ZM132 89H134V88H132ZM57 90V89H56ZM70 90V89H69ZM114 90V89H113ZM137 90V89H136ZM234 91V92H235ZM55 92V91H54ZM135 92V94H133ZM86 93V92H85ZM113 93V92H112ZM116 93V92H115ZM127 93V92H126ZM53 94V93H52ZM125 94V93H124ZM237 94V93H236ZM241 94V95H242ZM66 95V94H65ZM69 95V94H68ZM104 95V94H103ZM112 95V94H111ZM129 95H130V93H129ZM226 95H227V93H226ZM229 95V94H228ZM239 94H237L236 96H238ZM240 95V96H241ZM55 96V95H54ZM85 96V95H84ZM105 96V95H104ZM110 96V95H109ZM233 96V97H232ZM246 96V97H245ZM106 97V96H105ZM132 97V98H131ZM220 97H222V100L224 99V102L222 103V101L221 102H218V99H220ZM242 97V96H241ZM21 98V99H20ZM70 98V97H69ZM251 99V100H250ZM104 100V99H103ZM117 100V101H116ZM221 100V99H220ZM64 102V101H63ZM100 102V101H99ZM252 102L253 101H251L250 103L252 104ZM102 103H103V101H102ZM101 103V104H102ZM254 103V102H253ZM25 104H27V105H25ZM97 104V103H96ZM100 104V103H99ZM104 104V103H103ZM235 104V103H234ZM233 104V105H234ZM255 104V105H256ZM25 105V106H24ZM54 105V104H53ZM98 105V104H97ZM242 105V104H241ZM250 105V104H249ZM254 104H252V105H250L249 107H248V110L250 109V108H252L251 106H253ZM48 106V105H47ZM60 106V105H59ZM62 106V105H61ZM60 106V107H61ZM65 106V105H64ZM145 106V107H144ZM146 106H147V109H145V110H147V112L149 111V113L151 114H154L153 112H159L160 111V109L162 110L161 111V113L160 114H162L163 115V118L161 117V119L160 120H162L161 122L160 121H156L157 122V124H155V122H154V124L151 122L150 124H152V126H154L153 127V129L154 130H152V132L151 131H149L150 130V125L147 123V126L149 125L150 127H146L145 126V124H146V120H147V118H148V116L147 115H149L150 116V114L149 113H145L144 114V117H145V115L147 116V118L146 119H143L144 117L142 116L143 115V113L141 112V110L143 109V108H146ZM257 106H255V107H257ZM33 107H30L32 110H34L33 109ZM54 107V106H53ZM122 107L124 108V109H122ZM235 107H236V105H235ZM30 108L28 107L27 109L30 111ZM59 108V107H58ZM26 109V110H27ZM44 109H47V108H44ZM67 109V108H66ZM122 109V110H121ZM235 109V108H234ZM254 108H252V110H253ZM259 109V108H258ZM17 111H18V109H16ZM36 110V109H35ZM51 110V109H50ZM65 110V109H64ZM118 110H121V111H118ZM144 109H143V111H145ZM157 110H159V111H157ZM39 111H40V109H39ZM44 111H46L47 112V110H44ZM69 111V110H68ZM105 111V110H104ZM257 111V110H256ZM42 111H40V113H41ZM45 112V113H46ZM55 112H57V111H55ZM138 112V113H137ZM139 112H141V115H139L140 113ZM146 112V111H145ZM250 112V111H249ZM249 112H248V115L246 114L245 116H244V114L242 115V116H244L243 118H242V120L240 119V121H242L243 122V124H242V122H239L240 124H239V126L241 125L242 126V128H241V126L239 127V126H237L236 124H234L235 126L234 127H236L237 126V129L238 128H241L242 130H233L232 128L230 129V126H229V128L228 127H224L225 128V133L226 134H224L223 132H221V133H223V135L224 136H226L227 135V137H225V138H227L226 139V141H224V140H221L222 142L224 141L225 143V145L227 146V149H229L228 148V146L229 147H232V148H230L229 150H227V151H225V150H222V149H218V148H216V149H214L213 151H211V152H208L207 150H208V148H211V149H213L211 146H210V144H208V148H206L207 150V152L209 153H207L206 151H204V152H206V153H204V152H200L199 151V153H197V152H195V153H197V155L195 156V158L193 159V162L194 163H196L198 160H202V158H204L205 159V161L203 162L204 164H205V162L207 163V165H206V167L208 168V166H209V169L211 170V168L212 169H214V171H212V172H215V169H220V167L219 166H221V162L222 161H224V163L223 164H225V162L227 163V161H225V159L228 157L227 155H228V151H230L229 152V156L230 155H233L234 153H235V155L236 156H239V157H244L245 158V156L243 155V153H244V151L245 150H247V148L248 149H250V147H253V145L255 146H264V115H260L259 114V112L260 111H257V113L260 115V116H257V117H255V115H253V113L250 115L249 114ZM31 113V112H30ZM39 113V112H38ZM48 113V112H47ZM53 113V112H52ZM135 113H137L141 118H142V120L143 121H145L144 123L140 120V117H137V118H139V119H137L136 118V116H138V115H135ZM190 113V112H189ZM7 114V113H6ZM55 114V113H54ZM54 114H52L51 115V117L52 116H55ZM72 114V113H71ZM109 114V115H108ZM240 114V113H239ZM238 114V115H239ZM49 115V114H48ZM155 115V117L158 115V114H154ZM153 115V116H154ZM161 115V116H162ZM28 116H29V114H28ZM38 116V115H37ZM50 116V115H49ZM75 115H73V117H74ZM192 116V117H193ZM241 116V117H242ZM33 117V116H32ZM40 117V116H39ZM46 117V116H45ZM72 117V116H71ZM68 118V121H69V119H71V122H66V123H68L67 125L65 124V125H60L58 128H55V127H53V126H55V125H53V126H50L49 124H48V122L47 121H45L44 120V122L47 124V126L48 127H46V128H42V127H40L39 128V130H42L43 129V132H42V134H46V135H48L49 137L47 138V139H50L51 137L50 136H52V138L53 137H55V138H58V137H60L59 139H61V136H70V135H73L74 133H75V131H77V125H76V123H74L72 120H74L73 118ZM152 117V116H151ZM160 117V116H159ZM158 116H157V118H159ZM191 117V118H192ZM194 117V118H195ZM202 117V116H201ZM1 118V117H0ZM22 118V117H21ZM50 118V117H49ZM53 118H55V117H53ZM52 118V119H53ZM153 118V117H152ZM168 118V119H167ZM182 118H181V120H182ZM199 118V117H198ZM233 118V119H232ZM237 118V117H236ZM240 118V117H239ZM238 118V119H239ZM253 118V120H251ZM34 119H36V118H34ZM39 119V118H38ZM46 119H48V116H47V118ZM51 119V118H50ZM51 119V120H52ZM56 119V118H55ZM167 119V120H166ZM183 119V120H184ZM187 119V118H186ZM185 119V120H186ZM193 119V118H192ZM196 119V118H195ZM200 119V118H199ZM51 120H49V121H51ZM67 120V119H66ZM153 120H156V118L155 119H153ZM180 120V121H181ZM233 120V121H232ZM0 121H1V119H0ZM38 121V120H37ZM52 121H54V120H52ZM172 121V120H171ZM179 121V120H178ZM193 121V120H192ZM3 123H0V137L2 138L3 136H4V134H9L10 133V131H9V129H8V127H7V124H5L4 123V121H2ZM102 122V121H101ZM149 122V121H148ZM186 122V121H185ZM195 122V121H194ZM225 122V121H224ZM25 123V122H24ZM32 122H30V124H31ZM39 123H41V120H40V122ZM181 123V122H180ZM182 123H184V122H182ZM226 123V122H225ZM51 124V123H50ZM79 124V123H78ZM179 124V123H178ZM238 124V123H237ZM27 125V124H26ZM52 125V124H51ZM82 125V124H81ZM188 124H186V126H187ZM215 125H213V126H215ZM17 126V125H16ZM23 126V125H22ZM30 126V125H29ZM40 126V125H39ZM43 126V125H42ZM175 126H177V127H175ZM182 126V125H181ZM185 126V127H186ZM200 126V125H199ZM202 126V125H201ZM53 128V129H56V130H51L50 131V128ZM144 127V128H143ZM149 128V130L148 129H146V128ZM183 127V126H182ZM18 129V127H15V129H13V127H12V129L13 130H15L16 132H17V129ZM49 128V129H48ZM80 128V127H79ZM224 128H222L223 130H224ZM23 129V128H22ZM101 129V128H100ZM104 129V130H103ZM152 129V128H151ZM181 129V128H180ZM197 129V128H196ZM205 129V128H204ZM228 129L229 130H231V131H228ZM80 130V129H79ZM146 130H148L149 131V134H148V132H146ZM212 130V129H211ZM81 131H82V128H81ZM92 131V130H91ZM205 131V130H204ZM217 131V130H216ZM228 131V132H227ZM22 132V131H21ZM37 132H39V131H37ZM51 132V133H50ZM83 132V131H82ZM87 132V131H86ZM107 134V135H105V133ZM151 132V133H150ZM13 134H14V131L12 132ZM12 133H10V134H12ZM48 133H50V135L48 134ZM78 133V132H77ZM89 133V132H88ZM12 134V135H13ZM41 134V133H40ZM76 134V133H75ZM81 133L79 132V134L78 135H80ZM207 134V133H206ZM3 135V136H2ZM39 135V134H38ZM77 135V134H76ZM83 135V134H82ZM211 135V134H210ZM35 136H36V134H35ZM45 135H43V137H44ZM108 136H107V138H108ZM174 136H175V134H174ZM177 136V135H176ZM7 137V136H6ZM11 137V136H10ZM13 137H15V136H13ZM43 137H42V135H41V138L43 139ZM71 138L73 137V136H70ZM69 137V138H70ZM101 137V136H100ZM194 137V136H193ZM236 137V138H235ZM26 138V137H25ZM34 138V137H33ZM32 138V139H33ZM40 138V139H41ZM51 138V139H52ZM68 138V139H69ZM74 138H76V137H74ZM103 138V137H102ZM109 138H108V140H109ZM112 138V139H111ZM133 138V137H132ZM131 138V139H132ZM196 138V137H195ZM6 139V138H5ZM11 139V138H10ZM9 138H8V140H10ZM38 138H36V140H37ZM46 139V140H47ZM50 139V143L49 144H51L52 145V140ZM77 139V138H76ZM76 139H75V141H76ZM130 138H129V140H131ZM194 139V138H193ZM199 139H201V138H199ZM1 140V139H0ZM2 140H4V139H2ZM7 140V141H8ZM34 140V139H33ZM39 140V139H38ZM44 140H45V138H44ZM43 140V141H44ZM63 140V139H62ZM73 140V139H72ZM79 140V139H78ZM78 140H77V142H78ZM128 140V141H129ZM147 140H149V141H147ZM182 140V139H181ZM195 140V139H194ZM210 140V139H209ZM233 140H235V141H233ZM40 141V140H39ZM42 141V140H41ZM40 141V142H41ZM47 141H49V140H47ZM46 141V142H47ZM70 141V140H69ZM104 141V140H103ZM110 141V142H111ZM116 141V142H117ZM157 141V140H156ZM186 141V140H185ZM208 141V140H207ZM31 142H32V144H33V146L35 145V144H37V146H38V142L37 141H35V142H33L32 140H31ZM62 142V141H61ZM98 142V141H97ZM101 142V141H100ZM140 142V141H139ZM153 142V141H152ZM183 142V141H182ZM211 142V141H210ZM209 142V143H210ZM230 142H231V144H230ZM233 142V143H232ZM235 142V143H234ZM45 143V142H44ZM72 143H74V141H72ZM71 143V144H72ZM201 143V142H200ZM206 143V142H205ZM217 143H219V142H217ZM216 143V144H217ZM227 143H229V144H227ZM41 144V143H40ZM59 144H60V141H59ZM74 144H76V143H74ZM112 145L114 144V143H111ZM110 144V145H111ZM118 144H119V142H118ZM118 144H116L115 143V145H118ZM121 145H122V143H120ZM188 144V143H187ZM216 144H215V147H218V146H216ZM233 144V146H230V145H232ZM1 145H2V143H1ZM9 145V144H8ZM44 145V144H43ZM62 146L64 145L63 143L61 144ZM69 144H67L66 146H68ZM111 145V146H112ZM115 145H113V146H115ZM120 145V146H121ZM123 145H125V143H123ZM122 145V146H123ZM133 145V144H132ZM169 145H171V143L169 144ZM179 145H181V144H179ZM183 145H184V143H183ZM200 145V144H199ZM28 146H30L29 144H28ZM36 146V145H35ZM36 146V147H37ZM40 146H42V144L40 145ZM46 146V145H45ZM44 146V147H45ZM48 146V145H47ZM46 146V147H47ZM65 146V145H64ZM65 146V147H66ZM75 146V145H74ZM73 146V147H74ZM112 146V147H113ZM182 146V145H181ZM188 146V145H187ZM206 146V145H205ZM213 146V145H212ZM225 146V147H226ZM255 146V147H256ZM35 147V148H36ZM51 146H49V147H47L48 148V150H49V148H50ZM102 147V146H101ZM140 147V146H139ZM201 147H202V145H201ZM258 147V149H260ZM8 148V147H7ZM47 148H45V149H47ZM53 148V147H52ZM115 148V147H114ZM185 148H187L188 149V147H186L185 146ZM254 148V147H253ZM5 149V148H4ZM13 149V148H12ZM28 149H29V147H28ZM37 149H40V148H37ZM44 149V150H45ZM51 149V148H50ZM61 149H63V148H61ZM76 149V148H75ZM89 149V148H88ZM91 149V148H90ZM158 149V148H157ZM172 149V148H171ZM186 149V150H187ZM196 149H197V147H196ZM252 149V148H251ZM256 149V148H255ZM254 149V150H255ZM262 149V148H261ZM43 150V151H44ZM69 150H71V149H69ZM133 150V149H132ZM165 150V149H164ZM190 150V149H189ZM19 151V150H18ZM25 151V150H24ZM37 151V150H36ZM80 151V150H79ZM156 151V150H155ZM188 151V150H187ZM191 151V150H190ZM197 151V150H196ZM203 151V150H202ZM263 151V153H261V151H260V153L261 154H264V150H262ZM26 152V151H25ZM48 152V151H47ZM46 152V153H47ZM61 152V151H60ZM62 152H63V150H62ZM78 152V151H77ZM86 152V151H85ZM234 152V153H233ZM246 152V151H245ZM250 152V151H249ZM11 153H13V152H11ZM21 153V152H20ZM19 153V154H20ZM24 153V152H23ZM59 153V152H58ZM65 153L66 152H64L63 153V156L65 155ZM97 153V152H96ZM103 153H105V151L103 152ZM169 153V152H168ZM231 153V154H230ZM252 153V152H251ZM253 153H254V151H253ZM30 154V153H29ZM60 154V153H59ZM71 154V153H70ZM254 154H256V153H254ZM32 155V154H31ZM36 155V154H35ZM44 155V154H43ZM51 155V154H50ZM85 155V154H84ZM93 155V154H92ZM99 155V154H98ZM189 155V154H188ZM195 155V154H194ZM25 156H26V153H25ZM24 156V158H26ZM38 156V155H37ZM62 156V154H61V156H59L60 158L61 157H63ZM68 156H70V155H68ZM91 156V155H90ZM250 156V155H249ZM264 156V155H263ZM2 157H4V156H2ZM8 157V156H7ZM15 157V156H14ZM13 157V158H14ZM27 157H29V156H27ZM31 157V156H30ZM70 157H72V156H70ZM95 157H97V156H95ZM191 157V156H190ZM235 157V156H234ZM258 157V156H257ZM256 157V158H257ZM21 158V157H20ZM50 158V157H49ZM66 158V157H65ZM62 159V162H63V160H66V159ZM84 158V157H83ZM98 158V157H97ZM126 158H128V157H126ZM26 159H28V158H26ZM29 159H32L33 160V158L31 157V158H29ZM41 159V158H40ZM45 159V158H44ZM55 159V158H54ZM59 159V158H58ZM70 159V158H69ZM69 159H67L68 160V162L71 160H69ZM90 159V158H89ZM230 159V158H229ZM232 159V158H231ZM238 159V158H237ZM242 159V158H241ZM248 159H250L251 160V158H248ZM247 159V160H248ZM258 159H260V158H258ZM257 159V160H258ZM18 160V159H17ZM36 161H38V158L37 159H35ZM34 160V161H35ZM87 160V159H86ZM234 160V159H233ZM240 160V159H239ZM239 160H238V162H239ZM243 160V159H242ZM245 160V159H244ZM246 160V161H247ZM255 160V159H254ZM19 161H21V160H19ZM23 161H26L25 159L23 160ZM22 161V162H23ZM40 161L41 160H39L38 161V163H40ZM44 161V160H43ZM60 161V160H59ZM89 161V160H88ZM149 161V160H148ZM155 161H156V159H155ZM159 161V160H158ZM189 161V160H188ZM187 161V162H188ZM230 161V160H229ZM253 161V160H252ZM4 162V161H3ZM6 162V161H5ZM9 162V161H8ZM27 162H29V160L27 161ZM68 162L67 163H64L65 165L64 166H67L68 165ZM72 162V161H71ZM82 162H83V160H82ZM145 162V161H144ZM151 162V161H150ZM192 162V161H191ZM13 163V162H12ZM21 163V162H20ZM19 163V164H20ZM44 163V162H43ZM45 163H48V162H45ZM70 163V162H69ZM73 163V162H72ZM11 164V163H10ZM9 164V165H10ZM16 164V163H15ZM22 164V163H21ZM33 164V163H32ZM31 164V165H32ZM35 164V163H34ZM34 164L32 165V166H34ZM42 164V163H41ZM57 164V163H56ZM82 164V163H81ZM144 164V163H143ZM148 164H150L149 162H148ZM223 164H222V166H223ZM26 165H28V164H26ZM36 165V164H35ZM43 165V164H42ZM76 165V164H75ZM243 165V164H242ZM259 167L260 166H262V165H264V159L262 160V161H260V162H258V164H257ZM6 166V165H5ZM16 166H19L18 164L16 165ZM24 166H25V164H24ZM31 166V167H32ZM69 166V165H68ZM71 167L73 166L72 164L70 165ZM132 166V165H131ZM143 166H145V165H143ZM227 166V165H226ZM11 167H13V166H11ZM21 167V166H20ZM39 167H41V166H39ZM42 167H48V166H42ZM56 167H58V166H56ZM141 167V166H140ZM147 166H145V168H142L140 171H138L137 172V170H136V174L134 175V178L135 179H133L132 181H135L136 183L135 184H137L138 182H140V183H142V179H144V178H146L147 180H148V178L150 179V177L151 176H149L150 175V173H149V169H147L146 168ZM179 167H180V165H179ZM197 167V166H196ZM224 167H225V165H224ZM239 167V166H238ZM252 167V166H251ZM255 167H257V166H255ZM264 167V166H263ZM18 168V167H17ZM28 170L30 169V166L29 167H26ZM49 168V167H48ZM51 168V167H50ZM54 168H55V166H54ZM59 168V167H58ZM65 168V167H64ZM75 168V167H74ZM77 168H79L78 166H77ZM110 168V167H109ZM116 168V167H115ZM150 168V167H149ZM195 168V167H194ZM247 168H249V167H247ZM260 168H262V167H260ZM260 168H258V169H260ZM4 169V168H3ZM43 169V168H42ZM62 169H63V167H62ZM68 170H66V171H70V170H72L73 169V167L72 168H67ZM153 169V168H152ZM155 169V168H154ZM176 169H178V168H176ZM176 169H174L175 171H176ZM208 169V170H209ZM241 169V168H240ZM239 169V170H240ZM244 169V168H243ZM251 168H249V170H250ZM255 169V170H254ZM258 169L257 168H253L251 171H250V173H249V171H244V173H242V174H239V175H234V176H232L233 174L231 173V175H228L227 177H228V183L229 184H226L225 185V180L226 179H224V182L225 183H223V182H221L220 181V183H218V185H217V187H219L218 189H214V191L212 190V189H208V188H206V187H204V188H201V186L203 185V183H204V181L202 180V179H204V177H205V179H206V177L207 176H203V177H201V179L200 178H198V179H195L194 180V178L192 179V180H194V181H190V183L192 184V186H189L190 185V183L188 182L187 183V185L186 186H183L182 184H184V183H182V181H181V179L180 180H177V182H172L171 184L170 183H164V181H163V183L164 184H168V185H166L167 186V188L169 187V185H170V187H171V189H172V191H174L175 190V192H176V187H177V189H179L180 188V190L181 191H178L177 190V192H179L178 194H177V192H176V196H174V197H171V198H165L164 197V194L166 195V193L165 192H167V195L169 194V193H171L172 191H171V189H170V187H169V189L168 190H170V191H167V188L163 191H158L157 190V188H155V190H157L156 191V193H155V191H149V193L150 194H148V195H150V196H148L146 193H148V192H145V191H143V189H142V191L143 192H145L144 193V195L146 196H148V198L149 197H151V195H154V194H157L158 196H160L162 193H163V195H161L160 197H158L157 195H155V197L157 196L158 198H161L162 196L164 197L162 200H164V201H161V203L158 205V206H160L159 208H158V206L157 205H155V207L157 208V209H152L151 207H152V205H154V204H152V203H150L151 205L149 206L147 203V201L148 200H150V198L148 199V198H146V197H144L143 196V194L141 195L142 197H144V198H146V200L147 201H145L146 203L145 204H147L148 206H146V205H143L142 206V204L141 205H129L130 207H128L129 209H127V207H125V210H123V211H121L120 209H119V207H116V205H115V207H111V209L108 207L107 208V210L106 211H110V213L109 214H112V217L110 216V220H107L106 218V223L104 222V224H103V222H102V224H100L101 223V221H100V216L102 215V213L99 215H97L96 216V218H95V220L94 219H89L90 221L91 220H93V221H96V219L98 220V222H100L99 223V225H101L100 227V232H102V233H97V232H99L98 231V229L96 230V232L95 233H93V234H96V235H99V236H102V234H103V236L102 237H108V239L106 240L107 242L109 241V238H114V239H110L111 241H109V242H111L112 244L111 245H109V242H108V244H107V242H106V244H107V246H109V247H107V246H105L106 244L104 243V242H102L104 239H100V238H102V237H99V239L101 240V243L98 241L99 239H98V237H96L97 238V241H96V238H93V236H95V235H93V234H91V233H87V231H89V230H87L86 228H84V226H83V224L82 223H80V221H81V218H83L82 217V214H80L81 215V217L79 218L80 219V221H76V220H74V221H72L71 219V221L72 222H69V224H68V222L67 223H65L64 224V222H63V224L64 225H61L60 223H57L59 226L57 227V226H53V228L52 227H50V228H52L51 230H50V232L51 233H46V231L45 232H43L44 233V236H42V237H39V235H37V236H35L34 235V237L33 238H31L30 239V241H23L24 243H23V245H21V255L19 254V252H18V254L20 255V256H18L19 257V259H18V261H17V263L16 264H39V263H43V262H45V261H49V254H48V251L52 248V252H53V249H55V248H57V249H59V248H62L63 249V251H64V249H67L69 246H70V244H75L76 242V244H79L78 245V247L79 248H77V249H73L74 251H72V250H70V252L69 251H67L68 253H67V256L65 257V258H67V260L66 261H64L62 264H70V262H72L73 260H75V259H78L79 260V258H77V257H79V256H81L82 254H85V252L86 251H91V253H90V255H88V256H86L87 257V259H85V263L86 264H188V256H190L191 257V253H192V261H195L194 262V264H204L203 263V260L205 259L206 260V257L205 258H202L200 255V257L198 256V252L196 251V250H198V249H196V250H193L191 253H190V255H189V253H188V249L186 250V249H181V248H185L186 246H187V244L190 242V241H193V243H194V241H196V242H198V244L199 243H207V248H208V251L211 253H214V255L216 256V257H218L219 255H220V253H222V251L221 250H223V248L220 246V244H221V242L218 244V242L216 241L217 240V238H219V237H221V229L223 228V227H225L226 226V224H228V222H231L230 220H232L233 218L235 219V218H237V219H240V218H242V219H240L241 220V222L238 224L239 225V227L237 228L236 226V228H234V230H233V232H231L230 234H228L227 236H226V233H225V236H223V237H225V238H223V241H222V239H220V241H222V243L225 241V240H228L229 239V242H231L230 240H232V239H234L237 243H239V244H242V246H248V244L250 243L249 241H248V239L249 238H251L250 236H251V234H250V236H249V238L246 240L245 238H240L241 236L239 235V232L238 231H242V229L241 228H243V227H245V226H247L248 224H250V222H252L253 220H255V221H257V226L259 225L260 227H261V229L262 230H264V186L262 187V186H256V188H254L253 187V190L251 191V189H250V191H247V188H250V183H253L256 179H257V176L258 175H260L259 173L261 172V171H258ZM15 170H17V169H15ZM20 170H22V169H20ZM32 171H34V167H32V169H31ZM31 170H29V172H31ZM49 170V169H48ZM52 170V169H51ZM55 170V169H54ZM64 170V169H63ZM134 170V169H133ZM196 170V169H195ZM198 170V169H197ZM201 170V169H200ZM209 170V171H210ZM221 170V169H220ZM219 170V171H220ZM254 170V171H253ZM259 172L258 173V175H257V171ZM262 170V169H261ZM4 171H6V169L4 170ZM3 171V172H4ZM37 171V170H36ZM111 171V170H110ZM114 171V170H113ZM150 171H151V169H150ZM193 171V170H192ZM222 171V170H221ZM233 171V170H232ZM242 170H241V172H243ZM263 171V170H262ZM18 172H20V171H17V173ZM28 171L26 170V172H24V167H23V173H22V171H21V173L24 175V173H27ZM54 171H52V173H53ZM56 172V173H55ZM55 172H54V174L53 175H55V176H52V178H51V182H56V183H60L61 182V180L63 179L62 178V175L58 172V171H56L55 170ZM67 172V173H68ZM154 172V171H153ZM152 172V173H153ZM190 172V171H189ZM195 172V171H194ZM194 172H192V174L191 175H193L194 174ZM229 172V171H228ZM235 172V171H234ZM233 172V173H234ZM253 172V174H254V172H256L255 173V175H253V174H251ZM31 173H33V172H31ZM30 173V174H31ZM34 173H35V171H34ZM38 173V172H37ZM48 174L50 173L51 174V171L50 172H47ZM105 173V172H104ZM181 173V172H180ZM184 173V172H183ZM236 173H237V170H236ZM262 173V172H261ZM21 174V175H22ZM44 174H45V172H44ZM49 174V175H50ZM62 174H63V172H62ZM69 174H71L70 172H69ZM108 174V173H107ZM112 174V173H111ZM154 174V173H153ZM185 174H186V172H185ZM187 174H188V172H187ZM207 174V173H206ZM205 174V175H206ZM209 174V173H208ZM228 174V173H227ZM226 174V175H227ZM6 175V174H5ZM18 175H19V173H18ZM23 175H22V177H23ZM28 175H29V173H28ZM32 175V174H31ZM35 175V174H34ZM34 175H32V176H34ZM43 175V174H42ZM48 175V176H49ZM52 175V174H51ZM68 175V174H67ZM84 175V174H83ZM173 175H175V173H173ZM183 176H184V174H182ZM197 175V174H196ZM201 175V174H200ZM215 175V174H214ZM225 175V176H226ZM263 175V173L260 175V176H262ZM36 176H38V175H36ZM35 176V177H36ZM46 177H47V175H45ZM63 176H64V174H63ZM72 176V175H71ZM152 176H154L155 177V175H152ZM179 176H180V174H179ZM194 176V175H193ZM216 176V175H215ZM259 176V177H260ZM8 177H10V176H8ZM16 177V176H15ZM30 177V181H32L33 180V178L31 177V176H28V178ZM39 177H41V176H39ZM43 178H44V176H42ZM51 176H49V177H47V178H50ZM53 177L55 178L54 179V181H53ZM67 177V176H66ZM69 177H70V175H69ZM115 177H116V175H115ZM148 177V178H147ZM161 177H163V176H161ZM170 177V176H169ZM185 177V176H184ZM198 177V176H197ZM209 177V176H208ZM210 177H211V175H210ZM234 177V178H233ZM254 177H256V178H254ZM19 178V177H18ZM25 178V177H24ZM31 178H32V180H31ZM37 178V177H36ZM46 178V179H47ZM107 178V177H106ZM131 178V177H130ZM166 178V177H165ZM164 178V179H165ZM9 179V178H8ZM27 179V178H26ZM25 179V180H26ZM39 179V178H38ZM41 179V178H40ZM68 179V178H67ZM105 179V178H104ZM112 180L113 179H115V178H111ZM183 179V178H182ZM204 179V180H205ZM210 178H207V180H208V183H209V181L211 180H209ZM214 179H218L217 177L215 178L214 177ZM255 179V180H254ZM262 179L264 180V178H263V176H262V178H261V180H260V178H259V181H261L262 183H264L263 181H262ZM24 180V181H25ZM29 180H28V182H29ZM44 180V179H43ZM112 180H110V181H112ZM184 180V179H183ZM213 180V179H212ZM212 180H211V182H212ZM223 180V179H222ZM15 181V180H14ZM34 181H37V179H35ZM40 181H42V179L40 180ZM40 181H38V182H40ZM44 181H47V180H44ZM64 181H66V180H64ZM106 181V180H105ZM109 181V180H108ZM151 181V180H150ZM165 181H166V179H165ZM181 181V183H179ZM216 180H214V182H215ZM219 181V180H218ZM257 181V180H256ZM258 181V182H259ZM11 182V181H10ZM48 182V181H47ZM50 182V183H51ZM114 182H115V180H114ZM116 182H117V180H116ZM127 182V181H126ZM160 182H161V180H160ZM159 182V183H160ZM167 182V181H166ZM169 182V181H168ZM183 182H185V181H183ZM213 182V183H214ZM12 183V182H11ZM10 183V184H11ZM32 183V182H31ZM58 183V184H59ZM65 183V182H64ZM80 183V182H79ZM109 183V182H108ZM111 183V182H110ZM118 183V182H117ZM130 183V182H129ZM179 183V184H178ZM217 183V182H216ZM4 184V183H3ZM13 184V183H12ZM11 184V185H12ZM27 184V183H26ZM28 184H30V183H28ZM41 184V183H40ZM45 184H47L46 182H45ZM49 184V183H48ZM48 184H47V186H48ZM66 184V183H65ZM68 184V183H67ZM120 184V183H119ZM182 185L183 186V189H182V187H179L178 185ZM5 185H6V183H5ZM7 185H9V184H7ZM10 185V188L12 187ZM19 185H20V183H19ZM53 185V184H52ZM51 184H50V187L52 186ZM60 185V184H59ZM58 185V186H59ZM70 185V184H69ZM74 185V184H73ZM98 185V184H97ZM130 185V184H129ZM129 185H128V187H129ZM131 185H132V183H131ZM180 185V186H181ZM211 185V184H210ZM213 185H215V184H213ZM212 185V186H213ZM248 185H249V187H248ZM255 185V184H254ZM257 185V184H256ZM260 185V184H259ZM29 186V185H28ZM44 186H46V185H44ZM56 186V185H55ZM57 186V187H58ZM86 186V185H85ZM149 186V185H148ZM165 186V187H166ZM8 188H9V186H7ZM91 187V186H90ZM112 187V186H111ZM124 187V186H123ZM125 187H126V185H125ZM134 187H137L136 185H134ZM141 187V186H140ZM164 187V188H165ZM216 187V186H215ZM262 187V188H261ZM6 188V187H5ZM4 188V189H5ZM9 188V189H10ZM40 188V187H39ZM127 188V187H126ZM125 188V189H126ZM133 188V187H132ZM139 188V187H138ZM150 187H148L147 188V191L148 190H150L149 189ZM0 189H2V188H0ZM7 189V188H6ZM34 189V188H33ZM42 189V188H41ZM77 189H79V188H77ZM95 189V188H94ZM112 190L114 189V187L113 188H111ZM124 189V188H123ZM123 189H122V191H123ZM124 189V190H125ZM128 189V188H127ZM129 189H130V187H129ZM128 189V190H129ZM174 189V190H173ZM40 190V189H39ZM50 190V189H49ZM70 190V189H69ZM133 190V189H132ZM146 190V189H145ZM216 190V191H215ZM43 191V190H42ZM47 191V190H46ZM87 191V190H86ZM90 191V190H89ZM93 191V190H92ZM98 191V190H97ZM121 191V192H122ZM129 191H131V190H129ZM141 191V192H142ZM213 191V192H212ZM1 192V191H0ZM4 192V191H3ZM6 193L8 192V191H5ZM26 192V191H25ZM111 192H113V191H111ZM136 192V191H135ZM141 192L139 193H137L138 194V196H139V194H141ZM159 192V193H158ZM46 193V192H45ZM64 193V192H63ZM71 193V192H70ZM154 193V194H153ZM174 193V192H173ZM0 194H2V192L0 193ZM5 194V193H4ZM121 194V193H120ZM136 193H134V195H135ZM136 194V195H137ZM172 194V193H171ZM28 195V194H27ZM46 195V194H45ZM62 195V194H61ZM125 195H127V194H125ZM170 195V194H169ZM253 195H255V199L252 197ZM1 196V195H0ZM3 196V195H2ZM39 196V195H38ZM47 196V195H46ZM108 196H110V195H108ZM129 196V195H128ZM130 196H132L133 197V195H130ZM129 196V197H130ZM140 196V197H141ZM172 196V195H171ZM4 197V196H3ZM9 197H11V196H9ZM8 197V198H9ZM34 197H36V196H34ZM71 197V196H70ZM73 197V196H72ZM75 197H77L76 195H75ZM78 197H80V196H78ZM91 197V196H90ZM111 198H112V196H110ZM119 197V196H118ZM137 197V196H136ZM139 198L138 199V201L140 200V199H144V198ZM154 196L153 197H151V198H155ZM250 197H252V200H251V202L252 203H250V204H245L246 202H247V200L248 199H250ZM6 198V197H5ZM5 198H2L1 199V202H2V200L3 199H5ZM12 198V197H11ZM69 198V197H68ZM84 199V202H86L85 201V199H86V196H84L83 197ZM92 198V197H91ZM223 198H225L226 199V201H225V199H224V207H226L225 206V203H227V199L229 200V199H231V201H233V200H235L236 199V201H235V203L234 204H232V206L230 207V203L228 204L229 205V208L226 210V209H224L223 210V212H224V214H225V210L226 211H229L228 212V214L230 215L231 214V217H233L232 219L229 217V215H228V217L230 218V219H227V218H225L224 217V219L225 220H223V221H221V222H218L217 224H213V222L212 221H210V219L212 220V218H213V214L214 213H216V212H214L213 211V213H211V215L209 214V215H207V217H206V215H205V217L206 218H204L203 217V215H202V212H201V209L203 208V207H201L202 205H204V204H209V203H212V202H217L218 200V202L219 203H221L222 201H223ZM7 199V198H6ZM37 199V198H36ZM46 199H48V198H46ZM63 199V198H62ZM78 199V198H77ZM76 199V200H77ZM80 199H82V198H80ZM80 199H78V200H80ZM87 199H88V196H87ZM94 199V198H93ZM98 199H100V198H98ZM106 199V198H105ZM108 199V198H107ZM119 199V198H118ZM117 199V200H118ZM155 199H157V198H155ZM217 199V200H216ZM254 199V200H253ZM8 200V199H7ZM6 200V201H7ZM17 200V199H16ZM76 200H75V202H76ZM91 200V199H90ZM96 200V199H95ZM104 200V199H103ZM108 200H110V199H108ZM121 200V199H120ZM124 200H128V199H125L124 198ZM136 200V199H135ZM153 200V199H152ZM151 200V201H152ZM222 200V201H221ZM5 201V200H4ZM4 201L2 202V203H4ZM48 201V200H47ZM46 201V202H47ZM71 201V200H70ZM74 201V200H73ZM81 201V200H80ZM80 201H78V202H80ZM89 201V200H88ZM87 201V202H88ZM107 201V200H106ZM111 201H112V199H111ZM122 201V200H121ZM137 201V200H136ZM221 201V202H220ZM0 202V203H1ZM36 202V201H35ZM69 202V201H68ZM98 202V201H97ZM104 202V201H103ZM113 202V201H112ZM129 203H131V201H128ZM144 202V201H143ZM234 202V201H233ZM17 203V202H16ZM65 203H67V202H65ZM64 203V206L66 205ZM70 203V202H69ZM80 203H82V206L81 207H83V204H85V203H83V201H81ZM79 203V204H80ZM108 203H109V201H108ZM124 203V202H123ZM133 203V202H132ZM134 203H136V202H134ZM133 203V204H134ZM219 203H218V205L216 204V206H219ZM11 204V203H10ZM78 204V205H79ZM88 204V203H87ZM93 204V203H92ZM92 204H89L88 206H90V205H92ZM106 204V203H105ZM127 204V203H126ZM169 204V207L168 206H163V205H168ZM13 205V204H12ZM48 205V204H47ZM68 205V204H67ZM72 205V204H71ZM77 205V204H76ZM77 205V206H78ZM99 205V204H98ZM104 205V204H103ZM107 205V204H106ZM120 205H121V203H120ZM119 205V206H120ZM123 205V204H122ZM162 205V206H161ZM210 205V204H209ZM223 205V204H222ZM227 205V204H226ZM93 207H94V205H92ZM100 206V205H99ZM105 206V205H104ZM211 206V205H210ZM6 207V206H5ZM63 206H61L60 208H62ZM69 207H70V204H69ZM121 207V206H120ZM124 207V206H123ZM122 207V208H123ZM154 207V206H153ZM12 208V207H11ZM26 208V207H25ZM68 208V207H67ZM73 208V207H72ZM121 208V209H122ZM217 208V207H216ZM2 209V208H1ZM4 209H6V208H4ZM41 209V208H40ZM70 209V208H69ZM68 209V210H69ZM82 209V208H81ZM87 209V208H86ZM89 209V208H88ZM93 209V208H92ZM95 209V208H94ZM103 208H101V209H99L100 211H102V212H104L103 210H102ZM106 209V208H105ZM108 209H110V210H108ZM127 209V210H126ZM221 209V208H220ZM219 209V210H220ZM53 210V209H52ZM60 210H63V209H60ZM72 210V209H71ZM83 210V209H82ZM82 210L80 211L81 213H82ZM98 210V209H97ZM96 210V211H97ZM222 210V209H221ZM220 210V211H221ZM1 211V210H0ZM4 211V210H3ZM41 211V210H40ZM75 211V210H74ZM84 211V210H83ZM85 211H87V210H85ZM208 211V210H207ZM211 211V210H210ZM210 211H208V213L210 212ZM217 211V210H216ZM56 212V211H55ZM62 212V211H61ZM61 212H59V214H61ZM88 212V211H87ZM7 213V212H6ZM89 213H91V212H89ZM97 213H98V211H97ZM205 213V212H204ZM207 213V214H208ZM221 214H222V211L220 212ZM55 214V213H54ZM57 214V213H56ZM62 214H64V213H62ZM72 214V213H71ZM70 214V217L71 216H73V215H71ZM74 214H75V212H74ZM76 214H78V213H76ZM84 214H86L87 215V213H85L84 212ZM84 214H83V216H84ZM92 214V213H91ZM106 214H107V212H106ZM105 214V215H106ZM217 214V213H216ZM216 214H214L215 216H216ZM44 215V214H43ZM42 215V216H43ZM93 215V214H92ZM218 215V214H217ZM20 216V215H19ZM55 216V215H54ZM63 216V215H62ZM62 216H58V217H62ZM210 216H212L211 218H210ZM214 216V217H215ZM223 216V215H222ZM225 216V215H224ZM2 217V216H1ZM11 217V216H10ZM68 216H66V218H62L61 219V221H63V219H65V220H67L68 218H67ZM15 218V217H14ZM37 218V217H36ZM42 218H44V217H42ZM54 218H56V217H54ZM104 218V217H103ZM1 219L2 220H4L3 219V217L2 218H0V221H1ZM17 219H20V218H17ZM57 219V218H56ZM77 219V218H76ZM79 219H77V220H79ZM216 219H217V216H216ZM31 220V219H30ZM52 220H54V219H52ZM58 220V219H57ZM88 220V221H89ZM104 220V219H103ZM227 220H229L228 222H227ZM29 221V220H28ZM31 221H33V220H31ZM41 221V220H40ZM233 221V220H232ZM3 222V221H2ZM54 222V221H53ZM87 222V221H86ZM92 222V221H91ZM48 223V222H47ZM52 223V222H51ZM94 223H97V222H94ZM94 223H92V224H94ZM214 223H216V221H214ZM233 223V222H232ZM52 225V224H51ZM89 225V224H88ZM88 225H87V227H88ZM91 225V224H90ZM89 225V226H90ZM94 225H96V224H94ZM205 227H204V226ZM230 224H228L226 227H228ZM6 226V225H5ZM62 226V227H61ZM249 226V225H248ZM253 226V225H252ZM257 226H253V227H257ZM92 227V226H91ZM95 227V226H94ZM234 227V226H233ZM232 226H231V228H233ZM250 228H252L251 227V225L249 226ZM248 227V228H249ZM1 228V227H0ZM89 228V227H88ZM231 228H229V230H231ZM258 228V227H257ZM18 229V228H17ZM90 229V228H89ZM261 230V231H262ZM77 231H80V232H82V234H81V236H79V237H76L75 235H76V233L74 234V232H77ZM47 232H49L48 231V229H47ZM91 232H93L92 230H91ZM230 232V231H229ZM254 232V231H253ZM15 233V232H14ZM43 233L41 232V234L43 235ZM79 233V232H78ZM176 233L178 234L177 236L178 237H180L179 235H185L186 237H189L188 239L189 240H187V242H185L184 244H182V245H180L179 246V244H181V243H179V242H181L182 241V239H180V238H178L177 236H176ZM238 233V234H237ZM250 233H252V232H250ZM255 233H257V232H255ZM255 233H253V234H255ZM258 233H260V232H258ZM262 233V237H263V233L264 232H261ZM4 234H5V232H4ZM31 234V233H30ZM47 234V235H46ZM107 234V235H106ZM110 235V237H109V235ZM20 235V234H19ZM47 237H46V236ZM78 235V234H77ZM106 235V236H105ZM223 235V234H222ZM240 237H239V236ZM256 235V234H255ZM185 236H181L182 238L183 237H185ZM219 236V237H218ZM253 236V235H252ZM257 236V235H256ZM45 237V238H44ZM253 237H255V236H253ZM259 237H261L259 234H258V237L257 238H259ZM222 238V237H221ZM256 238V237H255ZM48 239H49V242H51V243H48ZM213 239H216L215 241V244H211V240H213ZM218 239V240H219ZM253 239V238H252ZM251 239V240H252ZM27 240H29V239H27ZM179 240H181V241H179ZM184 240V239H183ZM210 240V245H208V241ZM250 240V239H249ZM254 240V239H253ZM1 241V240H0ZM185 241V240H184ZM15 242V241H14ZM196 242H195V244H196ZM213 242V241H212ZM229 242H228V244H229ZM232 242H234V241H232ZM259 242H261V240L259 241ZM103 243V244H102ZM217 243V244H216ZM226 243V242H225ZM235 243V242H234ZM248 243V244H247ZM251 243H252V241H251ZM258 243V242H257ZM105 244V245H104ZM191 244V242L189 243V245ZM224 244V243H223ZM239 244H237V245H239ZM258 244H260V243H258ZM262 244H264V241H263V243ZM16 245H17V243H16ZM91 245V246H90ZM103 245V246H102ZM197 245V244H196ZM205 245V244H204ZM225 245V244H224ZM51 246V248L49 249V247ZM105 246V247H104ZM195 246V245H194ZM201 247H202V245H200ZM235 246V245H234ZM234 246H232L233 248H234ZM13 247V246H12ZM17 247V246H16ZM192 247V246H191ZM201 247H200V249H201ZM236 247V246H235ZM240 247V246H239ZM238 247V248H239ZM252 247V246H251ZM260 247L262 248H264V246L262 245L261 246V244H260ZM70 248V247H69ZM198 248V247H197ZM226 248V247H225ZM237 248V247H236ZM235 248V249H236ZM241 248V247H240ZM240 248H239V250H240ZM246 248V247H245ZM254 248V247H253ZM260 248V249H261ZM9 249V248H8ZM56 249V250H57ZM71 249V248H70ZM191 249V248H190ZM204 249V248H203ZM235 249H233V250H235ZM11 250H13V249H11ZM11 250H10V252H11ZM68 250V249H67ZM225 250V249H224ZM227 250V249H226ZM246 250V249H245ZM15 251V250H14ZM60 251V250H59ZM221 251V252H220ZM242 251V250H241ZM261 251V250H260ZM262 251H264V249L262 250ZM261 251V252H262ZM8 252V251H7ZM52 252H50V253H52ZM12 253V252H11ZM61 253V252H60ZM87 253V252H86ZM204 253V252H203ZM211 253V254H212ZM241 253V252H240ZM260 253V252H259ZM263 253V252H262ZM17 253H16V255H18ZM53 254V253H52ZM61 254H66V252L65 253H61ZM261 254V253H260ZM15 255V254H14ZM16 255H15V257H16ZM54 255V254H53ZM205 255V254H204ZM246 255H247V253H246ZM83 256V255H82ZM233 256H235V255H233ZM264 256V255H263ZM53 257V256H52ZM64 257V256H63ZM85 257V258H86ZM189 257V258H190ZM204 257V256H203ZM226 256H224L223 258H225ZM238 257V256H237ZM245 258H246V256H244ZM251 257V256H250ZM1 258V257H0ZM5 258V257H4ZM241 258H243V256L241 257ZM245 258H243L242 259V262H243V260L245 259ZM249 258V257H248ZM247 258V259H248ZM261 258V263H262V261H264L263 259H262V257H260ZM52 259H54V257L52 258ZM55 259H57V258H55ZM214 259H215V257H214ZM221 259H222V257H221ZM11 260V259H10ZM191 260V259H190ZM226 260V259H225ZM227 260H229V259H227ZM3 261V260H2ZM6 260H4V262H5ZM191 261V262H192ZM220 261V260H219ZM224 261V260H223ZM222 261V262H223ZM232 261V260H231ZM245 261V260H244ZM248 261V260H247ZM251 261V260H250ZM258 261V260H257ZM260 261V260H259ZM1 262V261H0ZM12 262V261H11ZM56 262H57V260H56ZM77 262V261H76ZM80 262V261H79ZM246 262V261H245ZM189 263H190V261H189ZM206 263V262H205ZM247 263H249V261L247 262ZM246 263V264H247ZM0 264H3L2 262L0 263ZM47 264V263H46ZM48 264H55V261H51V259H50V262H48ZM61 264V263H60ZM73 264H74V262H73ZM207 264H209L208 262H207ZM224 264H225V262H224ZM226 264H229L228 262L226 263ZM234 264H235V262H234ZM243 264H245V263H243ZM253 264V263H252ZM260 264V263H259ZM264 264V263H263Z\"/></svg>", "mask_w": 264, "mask_h": 264}]
</instances>
